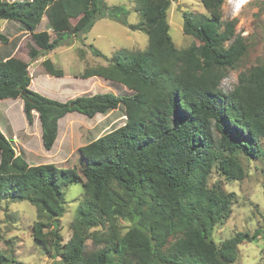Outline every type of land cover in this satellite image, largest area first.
I'll return each mask as SVG.
<instances>
[{
	"label": "trees",
	"instance_id": "1",
	"mask_svg": "<svg viewBox=\"0 0 264 264\" xmlns=\"http://www.w3.org/2000/svg\"><path fill=\"white\" fill-rule=\"evenodd\" d=\"M200 1L205 13L182 12L183 33L197 43L177 48L167 21L170 0H135V24L127 23L122 5L104 0H0V20L15 21L30 34L31 59L88 32L103 17L147 35L143 49H118L107 65L79 74L120 83L131 90L127 95L107 91L52 99L30 89L26 61L0 53V99L20 97L28 123L37 113L46 150L65 114L93 117L124 106L123 123L79 146L76 162L64 168L29 164L0 130V202L26 200L35 207L33 239L52 246L61 264H232L238 244L256 236L236 232L215 243L213 229L231 214L235 193L208 180L213 169L226 179H242L238 154L259 150L264 63L238 73L234 88L224 93L220 81L245 54L246 42L235 33V19L222 21L224 0ZM43 17L46 29L36 30ZM7 40L0 31V41ZM41 63L48 74L63 75L49 57ZM70 183L81 185L83 198L70 223L72 234L62 243L57 220ZM119 219L129 223L125 231ZM98 226L106 231L89 233ZM90 234L103 245L85 251ZM13 262L0 249V264Z\"/></svg>",
	"mask_w": 264,
	"mask_h": 264
},
{
	"label": "rangeland",
	"instance_id": "2",
	"mask_svg": "<svg viewBox=\"0 0 264 264\" xmlns=\"http://www.w3.org/2000/svg\"><path fill=\"white\" fill-rule=\"evenodd\" d=\"M104 1L109 6L122 5L126 9L127 23L135 24L139 21L135 0ZM239 1L224 0L222 4V21L235 19V33L245 39L247 46L245 54L233 67L226 70L220 81L219 88L224 93L234 88L238 73L264 63V0H248L242 4ZM183 11L205 13L200 0H170L167 21L170 37L177 48L197 43L195 38L183 33ZM46 27V19L43 17L36 30ZM0 31L8 39L6 43L0 41V53L9 51L11 56L28 63V72L32 78L30 89L59 101L76 95L107 91L116 95L130 94L131 90L120 83L97 75L82 78L79 74L86 68L107 65L106 59L111 58L118 49L139 50L147 44L144 31L130 29L123 23L103 17L95 20L88 32L71 36L45 55L31 59L27 50L33 41L26 30H21L15 21L0 20ZM90 44L102 55H94ZM45 57H49L53 65L61 68L65 75L55 77L46 73L41 63ZM21 101L20 97L0 99V130L12 140L15 152L20 153L29 164L53 162L59 168L72 165L76 162V153L73 151L121 125L125 120L122 104L93 117H86L78 112L67 113L58 119L56 141L51 150H46L39 136L37 113L33 112V123H27ZM258 146L259 150L255 155L238 154L245 171L242 179H226L213 169L208 180L210 185L217 181L223 189L235 193L231 214L213 229L212 238L215 243L219 244L236 232H247L250 236L256 233L252 240H244L238 244V258L232 264H264V137L259 139ZM82 192L79 183H70L63 188L64 211L57 220L62 243L72 234L70 223L83 198ZM35 220V207L28 201L3 199L0 202V249L14 257L12 264H61V257L55 254L52 246L44 248L34 241L32 225ZM118 223L121 231H125L129 225L121 219ZM47 229L44 228L43 231ZM95 230L98 233L106 231L104 226H98L90 228L89 233ZM102 245V242H96L90 234L85 240L84 250L91 251Z\"/></svg>",
	"mask_w": 264,
	"mask_h": 264
},
{
	"label": "crops",
	"instance_id": "3",
	"mask_svg": "<svg viewBox=\"0 0 264 264\" xmlns=\"http://www.w3.org/2000/svg\"><path fill=\"white\" fill-rule=\"evenodd\" d=\"M82 38H84V37H82ZM47 73V72H46ZM63 75H65V74H63ZM63 75L62 76H55V75H52V76H55V77H63ZM32 79V78H31ZM30 82H31V80H30ZM30 86V85H29ZM77 96V95H76ZM73 98V97H72ZM22 102V101H21ZM70 113V112H69ZM66 115V114H65ZM33 120H34V117H33ZM27 121V120H26ZM28 123V122H27ZM32 123H33V121H32ZM32 123H29V124H32ZM40 123V122H39ZM39 136H40V138H41V128H40V130H39ZM56 138H57V136H56ZM55 141H56V139H55ZM54 141V142H55ZM53 145H54V143H53ZM53 145H52V147H53ZM49 150H51V148L49 149Z\"/></svg>",
	"mask_w": 264,
	"mask_h": 264
},
{
	"label": "bare ground",
	"instance_id": "4",
	"mask_svg": "<svg viewBox=\"0 0 264 264\" xmlns=\"http://www.w3.org/2000/svg\"><path fill=\"white\" fill-rule=\"evenodd\" d=\"M246 1H248V0H240L238 3L242 4V3L246 2Z\"/></svg>",
	"mask_w": 264,
	"mask_h": 264
}]
</instances>
